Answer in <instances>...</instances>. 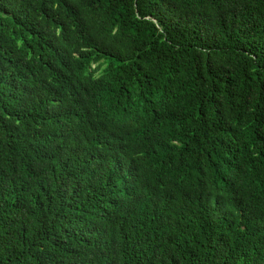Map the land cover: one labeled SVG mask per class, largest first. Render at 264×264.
<instances>
[{
  "label": "trees",
  "instance_id": "16d2710c",
  "mask_svg": "<svg viewBox=\"0 0 264 264\" xmlns=\"http://www.w3.org/2000/svg\"><path fill=\"white\" fill-rule=\"evenodd\" d=\"M0 264H264V0H0Z\"/></svg>",
  "mask_w": 264,
  "mask_h": 264
}]
</instances>
